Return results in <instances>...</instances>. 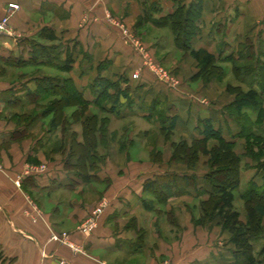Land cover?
Listing matches in <instances>:
<instances>
[{
  "label": "crops",
  "instance_id": "1",
  "mask_svg": "<svg viewBox=\"0 0 264 264\" xmlns=\"http://www.w3.org/2000/svg\"><path fill=\"white\" fill-rule=\"evenodd\" d=\"M134 1L140 8V15H144L148 1ZM180 1L187 5L191 0ZM9 2L19 4L12 17L14 22L31 23L34 16L51 15L55 21H48L44 26H51L64 39L78 41L82 53L86 54L85 58L79 55L74 69L69 73L54 67H43L61 72L64 76L69 75L78 86L88 87L98 74L116 79L119 73L125 71L131 74L140 66L144 74L139 81H130L131 92L140 97V101H145L142 107L147 106L155 95L162 100L167 98L168 104L175 106L178 115L174 131L180 132L184 139L199 136L197 121L203 118L211 119L227 138L238 131V125L222 114V108L227 103H221L191 87L179 84L170 87L162 83L142 63L137 51L135 54L138 57L126 51L129 43L109 19L107 10L103 11L104 6L98 11L93 9L89 0H0V14L4 13L5 5ZM153 2L158 4L154 16L157 13L160 14L158 16L168 14L176 7L174 0H154L150 4ZM63 13H66L64 18ZM200 19L201 29L192 43L196 48H205L215 54L223 48L224 54L237 55L239 43L249 41L256 46L258 41H264V0H202ZM12 27L15 28V25L9 23V31L0 32V161L3 167L0 171V264H230L233 256L226 233H221L216 225L207 229L190 224L186 204L197 199L191 187L186 194L170 197L166 204H156L155 210L163 206L161 208L165 213H169L170 208L185 212L187 229L180 236L168 238L151 219L147 221L146 215L155 210L147 211L140 205V197L152 198L151 194L143 193L144 180L165 171L190 173L184 164L157 165L149 160L124 159V163L119 165L97 161L96 168L87 171V179L68 169L64 162L47 166L45 171L37 174L25 170L34 157L42 156L43 146L42 130L36 128L37 120L23 121L32 101L25 94V89H32L34 79L43 74L36 72L25 74L16 81L10 80V69L19 72L26 66H42L13 64L15 58H25L28 50L25 47L27 42H21L22 38L16 37ZM30 37L26 34L23 38ZM105 59L111 62L103 65L99 71L98 63ZM152 78L162 83V87ZM89 90L86 89L85 95L90 99L93 95ZM226 94L232 95L229 92ZM136 106H122L118 114L101 112L110 113L118 120L141 118L153 124L152 117H143L142 108L137 106V109ZM240 140L236 139L235 145V151L239 154L243 152L242 148L239 150L236 147ZM210 142L215 143L214 140ZM167 158L163 154V159ZM244 161H241L242 167ZM73 163L74 158L70 161V164ZM204 168H198L196 172L201 174ZM248 168L253 171L249 173V178L247 176L249 181L255 177V170ZM263 174L261 171L259 182ZM16 180H19V186H16ZM87 191L105 196L108 204L97 228L80 242L85 253L73 254L66 247L48 240L49 226L55 229L66 227L77 217L86 215L89 210V200L85 198ZM63 194L69 197H63ZM34 196L40 203H37L39 208L30 205ZM51 203V210L42 207ZM26 213L37 215V222H32Z\"/></svg>",
  "mask_w": 264,
  "mask_h": 264
},
{
  "label": "trees",
  "instance_id": "2",
  "mask_svg": "<svg viewBox=\"0 0 264 264\" xmlns=\"http://www.w3.org/2000/svg\"><path fill=\"white\" fill-rule=\"evenodd\" d=\"M176 2L175 9L159 18H152L154 24H162L164 21L174 33L175 44L187 51L198 65V77L204 80L212 76L220 78L225 74V67L218 63H231V71L238 84L227 83L225 89L233 95V99L222 108V114L229 117L238 125V131L230 137H225L220 127L214 126L209 118L199 119L197 128L199 136L190 139H182L172 148L171 161L183 162L190 173L180 174L175 171H165L153 174L143 182V193L151 194L152 198L140 197V205L144 210L154 211L156 204H165L170 197L188 193L192 188L194 197L200 200L201 216L194 221L195 224L208 226L214 222L223 232L228 234L227 242L231 244L233 260L230 264H264V242L258 250V256L254 254L253 240L264 238V228L260 219L264 217V174L259 182L251 177L246 189L240 193V198L245 202L246 219L241 218V213L234 207V191L240 183V164L243 157L251 161H244V168H255L256 172L264 173V41H258L255 46L252 42L239 43L237 55L223 53V48L217 54L209 52L205 48L193 46L194 38L201 29L202 0H191L187 5L180 0ZM18 4V3H17ZM19 5V4H18ZM157 3H152L148 9H144V17H150L151 13L158 11ZM66 13L62 14V18ZM139 23V22H138ZM20 39L27 42V56L15 58L13 64L42 65L54 67L57 70L69 73L74 69L82 53L78 41L72 38H63L56 34L55 30L46 25L37 31L32 37ZM79 47V48H78ZM111 60L105 59L98 63L99 71ZM133 73L123 71L116 79L98 74L89 83L88 87L78 86L71 76L41 75L34 79V87L25 89V94L31 100L52 96L46 101L45 106L49 113L72 105V100L82 106H98L100 111H108L118 114L122 106L131 107L137 105L142 108L143 117H155L161 132L169 134L175 130L178 118L175 106L164 105V100L155 95L149 104L143 106L140 97L131 92L130 81ZM139 85V83H137ZM244 86V88H243ZM92 93V98H87L86 89ZM140 101V103L138 102ZM138 102V104H137ZM92 121V122H91ZM57 120H52V127H57ZM90 122V123H88ZM88 123L87 133L90 144L94 142L92 134L94 119L85 118L83 123ZM236 139L244 142L241 154L235 151ZM214 140L210 147L208 142ZM254 142L260 145L255 148ZM81 147L85 150V158L89 161L88 167L96 168V154L86 144ZM77 148L81 149L80 146ZM199 152V154H198ZM198 155H206L207 164L201 174L196 172ZM72 156V155H71ZM74 158V163L70 161ZM68 163L74 167L75 174L88 178L84 172V163L78 155L68 159ZM69 169V168H68ZM0 262L2 253L0 252Z\"/></svg>",
  "mask_w": 264,
  "mask_h": 264
},
{
  "label": "rangeland",
  "instance_id": "3",
  "mask_svg": "<svg viewBox=\"0 0 264 264\" xmlns=\"http://www.w3.org/2000/svg\"><path fill=\"white\" fill-rule=\"evenodd\" d=\"M89 1L95 10L100 11L104 6L105 8H103V11L107 10L106 12L109 19H111L113 24L122 31V38L124 37L123 33H126L131 37L134 41V45L149 57L153 66L172 78L177 84L205 92L221 103H229L232 100V95H227L225 89L227 83L232 85L238 84L234 77V72L230 69L231 63L225 62L217 64L225 67V74L220 78L212 76L210 79L204 80L203 78L198 77L197 74L199 69L196 61L187 51L175 44L174 33L169 25L164 21H161L162 24L159 25L153 23L152 18H159V13H157L156 16L151 13L150 17H144L142 14L140 15V8L137 7L138 5H136L134 0ZM139 1L140 0H138V2ZM146 1L150 4L151 1L154 0ZM4 9V13L0 14V19L7 17L8 22L11 23L12 26L15 25V28H12L15 29L14 33L19 39L23 38L26 34L33 36L32 33L39 31L44 27L46 22L52 20L55 21L51 15L46 16L40 14L34 16L31 23L25 22L19 24L14 22L15 20L12 18L18 8L13 10L12 13L8 11V5H5ZM142 31L144 33H142ZM128 47L129 48L126 49V51L130 52L132 56H135L136 48L131 44H129ZM1 69L0 66V72L2 71ZM36 72L39 74H56L64 76L61 72L43 66H26L19 72L16 69H10L9 73H11V75L9 78L12 81H16L27 74H33ZM134 73H138L136 78H139L141 75L143 76L144 70L139 66ZM152 80L156 82L158 86L160 85L162 87V83L160 84L157 79L154 80L152 78ZM163 87L167 88L165 85ZM157 97L160 98L159 95ZM51 98L52 96L49 95L44 99H33L29 104L28 112L24 114L23 121L29 119H31V121L34 119L37 120L36 128L39 129L38 127H40L42 130L43 143L42 156L40 158L37 156L34 157L32 162L28 163L26 166L45 165L47 167L59 162L63 164L64 162V165L67 168L74 169V167L68 163V159L78 155L81 162L84 163V172H87L91 170V168L88 167L89 161H86L87 158H85L84 154L85 150H82L81 148L84 146L83 144H86L87 147L89 146L93 149L96 154V159L100 162L110 161L119 165L121 163L123 164L125 160L143 162L149 160L157 165L161 163H180L176 161L172 162L171 154L173 146L184 139L182 134L176 131L169 134L161 132L157 128L158 123L155 117L151 118L153 119V124L141 118L118 120L110 113L101 112L98 106H82L73 100L72 105L49 113L50 109L45 106V103ZM166 99L167 98H163L164 105H167L168 103ZM137 109L139 108L137 107ZM88 117H93L94 119V128L91 129L93 130L92 134L94 135V142L91 144L87 135L90 130L88 126V123L90 122L86 125L82 124L84 119ZM54 119L57 120V127H52L51 122ZM211 145L212 143L209 141L208 146L210 147ZM254 145V147L257 148L260 144L254 142ZM77 146H80L81 149L77 148ZM243 146L244 142L241 139L236 147L241 150V148L243 149ZM163 154L168 158L164 160ZM207 157L208 156L206 155H198L196 169L206 167ZM244 160L251 161L246 157H243V161ZM180 164L184 163L181 162ZM2 169L3 167L0 161V171H2ZM247 169L249 168L243 169L242 163L240 164V183L238 188L234 191L233 203L234 207L241 213V218L244 220L246 219V208L245 202L240 198V193L247 187V176L249 173H253L252 170ZM254 170V178L258 180L261 172H256L255 168ZM16 186L19 185L16 184ZM100 188H104V186H100ZM85 195V198L89 200V210L86 215L77 217L71 225L66 227L55 229L51 227V225L49 226L48 240L66 247L73 254L85 253V249L80 242L97 228L99 220L107 206L104 207L103 205L104 200H106L105 196H102L101 194L98 196V194H95L93 191H87ZM62 196L69 197L64 194ZM35 199V196L34 198H31L32 201H30V205L33 208H39L38 204L40 203ZM58 200H60V197ZM53 204H55V202ZM51 205L52 203L45 204L42 205V207L51 210ZM98 207H101L100 213L97 211ZM161 207L163 206H160V208L153 213L146 215L147 221H149L148 218L151 219V222H153L160 231L164 230L162 231L163 234H166L168 238L176 239V237L180 236L183 230L187 229V217L185 212L180 211L179 209L177 210L176 208H170L171 211L165 213L164 208ZM186 208L187 211L190 212L189 221L192 227L200 226L209 229L212 228L213 225H216L214 222H211L208 226L194 223V221L201 216L199 199L190 200L186 204ZM26 214L31 217L30 219L32 222H37V215H31V213ZM260 223L262 228H264V217L260 219ZM64 233H66L64 239L59 240L55 238L56 235L60 236ZM221 233H223L222 230ZM221 233H218L217 235L220 236ZM226 236H228L227 233ZM263 242L264 238L262 237L253 240L254 254L256 256H258V250Z\"/></svg>",
  "mask_w": 264,
  "mask_h": 264
},
{
  "label": "built area",
  "instance_id": "4",
  "mask_svg": "<svg viewBox=\"0 0 264 264\" xmlns=\"http://www.w3.org/2000/svg\"><path fill=\"white\" fill-rule=\"evenodd\" d=\"M7 5H8V11L11 12V13L13 12V10L19 8V5L17 3H14V2H9ZM7 31H9V22H8L7 17H3L2 19H0V32H7ZM123 34H124V37H125L127 43L133 45L136 48V51L141 56L142 63L152 70V72L154 73V75L156 76V78L159 81H161L162 83H164V84H166V85H168L170 87H174L177 84L172 78H170L169 76L165 75L164 73H162L161 71L156 69L153 66V63L151 62L149 57L141 49L137 48L134 45V41L132 40V38L129 37L126 33H123ZM132 76H133V78H136L138 76V73H133ZM46 168L47 167L45 165H42V166H34V165H32V166H26L25 170L27 172L37 174V173L45 171ZM16 184L19 185V180H16ZM107 204H108V201L104 200V202H103L104 207ZM97 211H98V213H100L101 207H98ZM65 237H66V233H64L63 235H60V236H57V235L55 236V238H57L59 240H62Z\"/></svg>",
  "mask_w": 264,
  "mask_h": 264
}]
</instances>
